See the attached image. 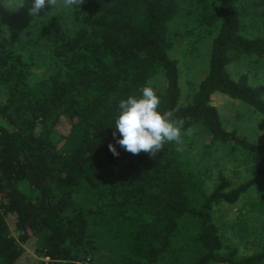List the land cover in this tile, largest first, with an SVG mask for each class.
I'll use <instances>...</instances> for the list:
<instances>
[{
	"label": "trees",
	"instance_id": "16d2710c",
	"mask_svg": "<svg viewBox=\"0 0 264 264\" xmlns=\"http://www.w3.org/2000/svg\"><path fill=\"white\" fill-rule=\"evenodd\" d=\"M216 1L225 0H85L70 9L72 29L30 23L21 8L0 16V264H264V248L237 258L213 221V207L236 203L249 183L231 188L218 173L208 195L174 142L151 158L112 135L119 101L160 77L158 111L183 119L182 132L202 129L208 147L231 154L254 151L210 98L264 115V86L227 70L240 55L264 58V36L249 37L234 3ZM175 19L217 27L185 105L170 56Z\"/></svg>",
	"mask_w": 264,
	"mask_h": 264
},
{
	"label": "rangeland",
	"instance_id": "374dc122",
	"mask_svg": "<svg viewBox=\"0 0 264 264\" xmlns=\"http://www.w3.org/2000/svg\"><path fill=\"white\" fill-rule=\"evenodd\" d=\"M228 1H216L217 4L213 6L227 4ZM179 2L182 3L181 0ZM230 2L234 3L243 16L241 22L248 30L247 35L264 36V7H253L252 0H242L239 4L235 0ZM24 6H28L26 9L28 10L31 7V0H25ZM20 8L21 17L30 15L29 11ZM13 9L14 6L9 10L0 4V16L6 14L10 17L16 16L17 13ZM50 10L51 6L46 5L39 13V17L34 18L30 15L28 22L54 18L62 28L72 29L70 9ZM55 26L57 27L56 23ZM169 30L173 38L170 56L177 61L180 72V105H185L207 72L211 40L217 27L214 25L202 29L191 23L187 26L184 20L180 22L175 19ZM227 70L234 80L245 75L251 86H264V58L240 55L232 58ZM162 84L163 80L157 77L152 86L159 88ZM210 99L220 115L224 128L246 139L253 145L254 151L245 157L246 155L241 152L231 154L227 147L219 145L208 147V138L203 130L191 128L193 134L183 136L185 143L181 152L185 154L188 169L199 176L208 195L213 189L218 173L223 174L231 188L250 184L248 191L236 203H221L214 206L213 221L225 246L236 249L237 258L253 256L264 248V115L219 93L213 94ZM7 222L10 224L8 218ZM11 233L17 236L14 231ZM101 254L104 255L103 252Z\"/></svg>",
	"mask_w": 264,
	"mask_h": 264
},
{
	"label": "clouds",
	"instance_id": "9594fccd",
	"mask_svg": "<svg viewBox=\"0 0 264 264\" xmlns=\"http://www.w3.org/2000/svg\"><path fill=\"white\" fill-rule=\"evenodd\" d=\"M84 2L85 0H31L28 11L35 18L39 17L46 5H50L51 10H68L78 8ZM24 3L25 0H15L14 3L13 0L0 2L9 10L13 6L17 10L23 7ZM138 91L141 93L139 97L130 95L118 103V114L112 132L114 138L119 133L116 144L132 155L143 152L151 158H155L166 143L174 142L177 145L176 151H183V136H191L193 130L189 128L182 132L184 120L174 118L173 111H158L160 98L151 86H143ZM108 148L114 156L119 155L113 144H109Z\"/></svg>",
	"mask_w": 264,
	"mask_h": 264
}]
</instances>
